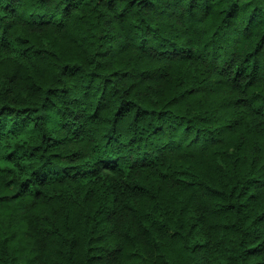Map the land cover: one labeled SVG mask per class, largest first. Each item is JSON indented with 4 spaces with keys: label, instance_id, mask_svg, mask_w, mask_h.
<instances>
[{
    "label": "trees",
    "instance_id": "obj_1",
    "mask_svg": "<svg viewBox=\"0 0 264 264\" xmlns=\"http://www.w3.org/2000/svg\"><path fill=\"white\" fill-rule=\"evenodd\" d=\"M0 264H264V0H0Z\"/></svg>",
    "mask_w": 264,
    "mask_h": 264
}]
</instances>
